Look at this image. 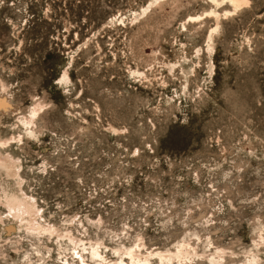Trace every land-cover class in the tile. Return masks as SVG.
I'll list each match as a JSON object with an SVG mask.
<instances>
[{"label":"rangeland","instance_id":"374dc122","mask_svg":"<svg viewBox=\"0 0 264 264\" xmlns=\"http://www.w3.org/2000/svg\"><path fill=\"white\" fill-rule=\"evenodd\" d=\"M0 100V264H264V0H0Z\"/></svg>","mask_w":264,"mask_h":264},{"label":"bare ground","instance_id":"6f19581e","mask_svg":"<svg viewBox=\"0 0 264 264\" xmlns=\"http://www.w3.org/2000/svg\"><path fill=\"white\" fill-rule=\"evenodd\" d=\"M234 5H237L238 3L242 2L243 0H230ZM5 104L4 101L0 100V106H3ZM7 105V104H6ZM40 110V109H39ZM5 160V159H4ZM2 165V164H1ZM4 165V164H3ZM7 165V164H6ZM10 165V164H8ZM126 264V263H125ZM144 264H146V262L144 261Z\"/></svg>","mask_w":264,"mask_h":264}]
</instances>
